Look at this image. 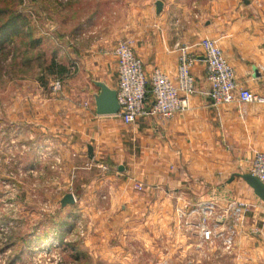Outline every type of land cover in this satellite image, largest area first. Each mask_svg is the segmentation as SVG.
<instances>
[{
  "label": "crops",
  "instance_id": "0c3cea01",
  "mask_svg": "<svg viewBox=\"0 0 264 264\" xmlns=\"http://www.w3.org/2000/svg\"><path fill=\"white\" fill-rule=\"evenodd\" d=\"M119 1L109 0V8L104 10L116 13L117 18L108 36L117 32L121 39L132 40L147 76L158 67L174 78L179 55L175 45L189 46V52L196 58L191 69L195 92L188 98V108L169 119L141 117L125 125L116 116H99L94 103L99 88L94 82L116 90L117 61L112 51H102L107 41L99 42L92 37L95 41L90 39L88 46L83 44V38L81 45H77V60L71 62L75 65L69 73L71 80H67L73 86H67L66 90L63 85L61 100L43 99L40 109L33 107L38 110L36 126L56 124L69 132L68 125H74L71 134V142H75L72 148L77 151L74 157H82L80 151L91 145L95 157L105 155L109 162L120 160L116 171L110 169L100 181L83 180L81 175L87 170L72 166L67 184L72 182L83 189L80 195L72 192L75 202L78 205L91 202L96 191L107 185L111 213L114 206L122 207L118 214H111L109 224L115 226L111 228L114 238H122L119 231L122 226L131 228L133 212H145L148 208L157 215L158 208L174 203L180 209L185 206V212L189 213L194 208L187 205H209L220 218L212 242L202 240L198 223L191 225L197 207L183 218L185 224L180 232L176 230L175 213V229L164 232L171 235L170 245L156 244V252L163 248L184 250L187 255L176 257L177 264H264V202L236 175L248 173L255 155L264 153V104L234 101L213 106L206 95L208 82L199 46L202 39L213 40L232 66L237 86L264 96V0H160L159 14L155 8L158 0ZM66 51L68 60L70 52ZM61 63L60 60L57 64L69 70ZM86 101L87 115L70 112L67 116L52 115V106L63 103L67 108H78L77 104ZM60 136L64 138L66 134ZM136 184L142 186L141 191L135 189ZM238 203L243 207L236 215L233 209ZM122 233L128 230L122 227ZM228 233L234 238L229 251L222 245ZM192 238L191 243L188 240ZM184 239L186 243L182 242ZM179 240L181 244H177ZM157 263L162 264L161 259Z\"/></svg>",
  "mask_w": 264,
  "mask_h": 264
},
{
  "label": "rangeland",
  "instance_id": "374dc122",
  "mask_svg": "<svg viewBox=\"0 0 264 264\" xmlns=\"http://www.w3.org/2000/svg\"><path fill=\"white\" fill-rule=\"evenodd\" d=\"M76 1L0 0V10L6 9L8 13L0 15V24L11 13L20 12L26 17L21 30L40 41L31 49L27 45L29 39L15 36L0 49V264H156L160 259L162 264H177L176 257L187 255L184 250L163 248L157 253L154 246L169 247L171 235L164 232L175 229V213L176 230L180 232L185 224L183 218L197 207L199 213L191 225L199 223L200 207L205 205H187L194 208L189 213L185 212V206L180 209L174 203L158 208L157 215L148 208L145 212H133L131 228L122 226L128 233H122V227L119 229L122 238H114L111 228L115 226L109 224L111 214H118L122 207L114 206L111 213L107 185L96 191L91 202L60 205L66 192L80 195L83 191L72 182L67 184L72 166L87 170L81 175L83 180L100 181L110 169L116 171L120 160L112 158L114 162H109L105 155L95 157L94 153L90 158L87 147L79 149L82 157H74L77 153L72 148L75 142H71L74 125H68L69 132L56 124L36 126V109H40L43 99L61 100L63 85L66 90L67 86H73L67 80L75 67L77 45H81L83 38V44L88 46L90 39L95 41L92 37L99 42L107 41L102 45L103 52L112 51L120 42H129L134 51L131 39H121L117 32L108 36L117 24L116 13L104 11L109 8V0ZM90 30L96 33L93 35ZM66 50L70 52L68 60ZM52 60L57 63L61 60L69 70L48 73ZM57 81L58 91L53 90ZM77 105L78 108H67L63 103L52 106V115L88 114L87 101ZM35 127L44 130L35 131ZM65 134L64 138L60 136ZM73 158L76 160L72 161ZM215 212L209 217L211 225L219 220ZM121 223L126 224L124 220ZM224 238L222 245L229 251L233 244L226 249ZM115 245L119 246L116 250Z\"/></svg>",
  "mask_w": 264,
  "mask_h": 264
},
{
  "label": "built area",
  "instance_id": "2783aa9c",
  "mask_svg": "<svg viewBox=\"0 0 264 264\" xmlns=\"http://www.w3.org/2000/svg\"><path fill=\"white\" fill-rule=\"evenodd\" d=\"M199 46L205 61L208 82L206 95L213 106L234 101L243 104H264V96L237 86L232 66L213 40L202 39ZM175 47L179 50V55L175 77L172 78L158 67L147 76L142 60L132 50L129 42H120L114 46L112 54L117 61L116 93L120 105L116 117L123 124H133L141 117H158L165 120L188 108V98L195 92V79L191 69L196 58L189 52V46L177 43ZM59 89L60 82L57 81L53 90ZM249 173L264 184V153L255 155ZM135 188L142 190L140 184H136ZM242 207L241 203L234 205V213L237 215ZM213 209L214 207L206 205L200 207L202 216L198 226L204 242H212L216 235L217 222L212 225L208 223ZM233 239L232 233L225 236L226 249L232 246Z\"/></svg>",
  "mask_w": 264,
  "mask_h": 264
},
{
  "label": "water",
  "instance_id": "95a60500",
  "mask_svg": "<svg viewBox=\"0 0 264 264\" xmlns=\"http://www.w3.org/2000/svg\"><path fill=\"white\" fill-rule=\"evenodd\" d=\"M155 8L156 13L159 14L162 9V2L160 0L155 3ZM94 84L99 88V93L94 96L96 114L99 116H116L120 110L116 90L110 89L102 82H94ZM87 149L88 156L91 158L93 156V147L88 145ZM118 169L123 170L122 166H119ZM236 175L241 177L253 190L254 194L264 202V184L261 181L250 173ZM74 203L75 198L72 193H66L60 200L61 207Z\"/></svg>",
  "mask_w": 264,
  "mask_h": 264
},
{
  "label": "trees",
  "instance_id": "16d2710c",
  "mask_svg": "<svg viewBox=\"0 0 264 264\" xmlns=\"http://www.w3.org/2000/svg\"><path fill=\"white\" fill-rule=\"evenodd\" d=\"M7 14L8 13H6V9L0 10V15ZM25 21L26 17L24 15H22L20 12H13L4 22L0 24V49L15 36H20L19 38L21 39H29V42H27L29 48H36L40 41L38 39H32L30 35L24 33L21 30V27L24 25ZM30 61L31 60H29V62ZM62 69H65L64 66L58 65L55 60H52L48 66V73L53 75L57 73V70L61 71Z\"/></svg>",
  "mask_w": 264,
  "mask_h": 264
}]
</instances>
